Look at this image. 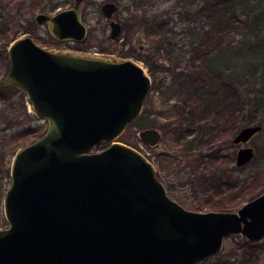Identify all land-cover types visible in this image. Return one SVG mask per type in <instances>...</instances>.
Returning a JSON list of instances; mask_svg holds the SVG:
<instances>
[{
	"label": "water",
	"instance_id": "95a60500",
	"mask_svg": "<svg viewBox=\"0 0 264 264\" xmlns=\"http://www.w3.org/2000/svg\"><path fill=\"white\" fill-rule=\"evenodd\" d=\"M81 1L38 10L58 38L81 39ZM116 3L103 0L109 33L121 23ZM9 66L0 84H13L46 128L20 144L10 163L2 207L0 264H197L220 250L227 233H264V188L236 208H192L169 194L156 164L136 146L115 137L142 109L151 78L134 57L62 47L23 31L7 46ZM262 126L242 124L246 141ZM139 136L156 143L154 125ZM110 139L99 149L91 146ZM254 154L239 145L235 163Z\"/></svg>",
	"mask_w": 264,
	"mask_h": 264
},
{
	"label": "rangeland",
	"instance_id": "374dc122",
	"mask_svg": "<svg viewBox=\"0 0 264 264\" xmlns=\"http://www.w3.org/2000/svg\"><path fill=\"white\" fill-rule=\"evenodd\" d=\"M102 1H81V15L87 31L81 39H70L54 36L45 22L39 23L34 19V14L38 10L55 11L72 4L73 0H0V48L4 53L0 74L9 66V42L23 31H30L38 40L56 46H81L77 49L136 58L149 73L151 83L141 111L115 138L136 146L156 164L157 174L170 195L185 206L208 208L209 188L204 186L207 183L204 179L206 172L197 166L196 153L192 152L206 148L200 145L188 148L175 141L178 129H184L186 125L182 72L188 68L187 58L198 54L195 46L202 32L209 28L205 16L195 12L202 1L114 0L117 4L114 15L122 22L117 36L109 33V19L100 10ZM234 7L248 20L247 25L227 33L216 48L206 55L201 53L195 62H207L220 72L226 82L239 84L241 88L253 85L260 89L262 102L258 116L261 128L246 141L235 142L232 136L245 122L238 124L239 121L229 118L228 122H220L221 133L212 142L227 154L232 174L242 177L256 167L264 169V0H237ZM189 10L192 13H188ZM203 46L212 49L210 45ZM249 74L254 84L246 81ZM21 92L11 85L0 89V226L8 223L2 197L10 182L12 155L23 144L25 136L21 131L31 127L37 133L47 125V120L33 112L24 92ZM209 123L214 125L212 120ZM146 125L160 129L161 135L156 143L150 144L139 136V129ZM35 133L26 139H33ZM109 141L101 139L91 149H99ZM242 144L252 145L254 154L244 164L237 165L235 152ZM254 188L258 189V186ZM237 198H241L240 203L248 199L240 194ZM249 247L255 248L258 259L246 258ZM197 264H264V233L255 238H247L239 232L227 233L220 250Z\"/></svg>",
	"mask_w": 264,
	"mask_h": 264
},
{
	"label": "trees",
	"instance_id": "16d2710c",
	"mask_svg": "<svg viewBox=\"0 0 264 264\" xmlns=\"http://www.w3.org/2000/svg\"><path fill=\"white\" fill-rule=\"evenodd\" d=\"M201 1L195 12L205 16L209 28L202 32L199 43L195 46L198 54L187 58L188 68L182 72L181 77L185 85L182 100L187 107L186 125L184 129L182 127L178 129L175 141L184 143L188 148L194 145L206 148V150L196 149L192 152L196 153L197 166L206 172L204 179H207V183L204 186L209 188L208 208H234L242 203H240L241 198H237V194L250 198L264 188V169L256 167L242 177L233 175L228 166L227 154L220 150V146H214L212 142L216 139V135L221 133V126H219L221 121L228 122L230 118L233 121H239L238 124L259 122L258 109L262 96L260 89L253 85L241 88L239 84L226 82L220 72L207 62H195L196 57H199L201 53L206 55L216 48L227 33L243 29L248 23V20L244 19L234 7L237 0ZM188 13L192 11L189 10ZM202 44L210 45L212 49ZM76 47L81 48V46ZM250 76L249 74L246 81L254 84ZM10 85L19 90L12 84H0V89ZM210 120L214 122V125L209 123ZM191 131L193 133H190ZM21 132L25 136L22 143H25L31 140L26 138L36 131L35 128L26 127ZM41 132L37 131L35 136ZM254 185L258 186V189L254 188ZM247 249L246 254L244 253L247 259L252 261L258 259V253L254 247Z\"/></svg>",
	"mask_w": 264,
	"mask_h": 264
},
{
	"label": "flooded vegetation",
	"instance_id": "af4514ba",
	"mask_svg": "<svg viewBox=\"0 0 264 264\" xmlns=\"http://www.w3.org/2000/svg\"><path fill=\"white\" fill-rule=\"evenodd\" d=\"M113 1H114V0H113ZM114 2H115V1H114ZM115 3H116V2H115ZM116 7H117V4H116ZM115 9H116V8H115ZM114 12H115V10H114ZM113 14H114V13H113ZM114 17H115V15H114ZM115 18H116V17H115ZM116 19H117V18H116ZM117 20H119V19H117ZM119 21H120V20H119ZM120 23H121V29H122V22L120 21ZM109 28H110V27H109ZM86 31H87V28H86ZM120 32H121V31H120ZM83 50H84V49H83ZM7 51H8V50H7ZM3 54H4V53H3V48H2V49L0 48V68H2V67H1V66H2L1 63L3 62ZM8 57H9V56H8ZM9 63H10V60H9ZM7 69H8V67H7ZM7 69H4V71L0 74V78L4 76V74H5V72H6ZM260 123H261V122H260ZM257 131H258V130H257ZM254 133H255V132H254ZM259 192H260V191H259ZM259 192H258V193H259ZM256 194H257V193H256ZM256 194H255V195H256ZM253 196H254V195H253ZM236 207H237V206H236ZM236 207H235V208H236ZM261 234H262V233H261ZM259 235H260V234H259ZM259 235H258V236H259ZM245 237H246V236H245ZM205 259H206V258H205Z\"/></svg>",
	"mask_w": 264,
	"mask_h": 264
}]
</instances>
